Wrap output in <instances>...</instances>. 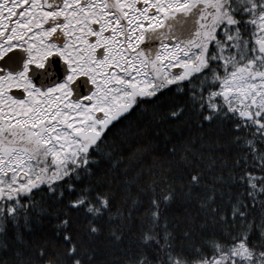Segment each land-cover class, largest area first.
Listing matches in <instances>:
<instances>
[{
  "label": "snow or ice",
  "instance_id": "6c2138e0",
  "mask_svg": "<svg viewBox=\"0 0 264 264\" xmlns=\"http://www.w3.org/2000/svg\"><path fill=\"white\" fill-rule=\"evenodd\" d=\"M0 264H264V0H0Z\"/></svg>",
  "mask_w": 264,
  "mask_h": 264
}]
</instances>
